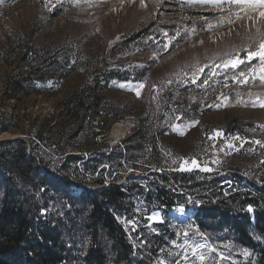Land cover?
<instances>
[{
  "label": "rangeland",
  "instance_id": "374dc122",
  "mask_svg": "<svg viewBox=\"0 0 264 264\" xmlns=\"http://www.w3.org/2000/svg\"><path fill=\"white\" fill-rule=\"evenodd\" d=\"M207 13L209 17H205ZM195 23L208 27L168 53V46L177 44L175 29L169 27ZM209 25L213 28L208 29ZM32 26L38 29L30 40L34 49L42 52L60 47L57 49L61 55L69 50L73 58H77L76 64H84L89 56L107 52L122 37L141 34L152 26L143 34H148L147 39L130 44L133 51L115 54V58H121L118 67L127 68L129 64L144 67L152 80L173 77L171 74L176 72L180 74L176 81L183 84L196 80V76L199 78L205 62L216 61L227 51L245 44L259 35L258 29L264 32V20L250 21L242 17L229 23L227 4L219 8L201 0H143V3L141 0H0V141L19 138L36 143V134L40 132L43 142L37 147L52 156L48 159L54 163L50 165L52 170L57 173L59 168L74 184L90 189L98 186L90 183L93 177L86 175L82 164L60 159L62 156L52 152L66 148L65 155L78 154L84 160L92 156L95 160L94 156L105 144L109 147L121 144L134 130L148 90L140 82L111 83L105 92L107 98L121 99L134 114L123 115L109 127L100 126L101 118L91 119L76 134L68 128L67 117H61L60 112L69 94L84 81L82 69L77 68L69 75L67 69L48 68L46 73L37 72L14 96L15 89L10 82L30 73L21 47ZM143 58L151 60L153 65H145ZM229 59L213 67L207 65L218 78L213 91L189 87L185 92L173 94L176 117L166 118L162 124L165 129L143 144L146 151L142 157L148 164L153 163L155 148L161 166L186 174L181 181L184 183L190 178L212 179L231 172L257 181L258 175L264 173V107L261 106L264 73L259 70L257 57L248 73L235 77L229 72L235 68L225 67ZM199 64L203 65L196 68ZM189 69H193L190 75ZM183 112L189 116L187 119L179 118V113ZM111 116L109 109L103 114L105 120ZM100 127L102 135L96 132ZM193 160L197 166H193ZM96 167L97 171L101 168ZM202 168L211 171H202ZM106 171L104 168L100 174L103 180L109 181L104 177ZM129 172L139 178L142 176L138 169ZM129 172L125 176H129ZM73 193L78 192L73 190ZM135 202L137 214L144 216L138 215L137 225L145 226L152 235L167 236V245L160 250L156 261L158 264H226L228 258L193 227L189 219L191 210L181 212L177 208L164 216L159 211L144 210L141 200ZM154 212L160 213L161 221L149 219ZM158 225H162L163 230ZM86 244L84 240L78 248ZM219 246L225 248L226 245L219 243ZM193 248L197 249L195 254Z\"/></svg>",
  "mask_w": 264,
  "mask_h": 264
},
{
  "label": "trees",
  "instance_id": "16d2710c",
  "mask_svg": "<svg viewBox=\"0 0 264 264\" xmlns=\"http://www.w3.org/2000/svg\"><path fill=\"white\" fill-rule=\"evenodd\" d=\"M151 27L141 34L122 37L107 52L89 56L84 64H76L77 58L69 50L61 55L60 47L38 52L30 43L38 29L32 26L27 32L21 48L30 73L10 82L14 96L37 72L67 69L69 75L77 68L82 69L84 81L69 94L60 112L76 134L91 119L101 118L100 126L109 127L123 115L134 114L121 99L107 98L105 92L111 83L140 82L148 92L134 130L121 144L113 147L105 144L94 156L95 160L92 156L84 160L78 154L65 155L66 148L52 152L62 156L60 159L82 164L86 175L93 177L90 183L98 186L95 189L74 184L59 168L57 173L52 170L50 165L54 163L48 161L52 156L37 147L43 142L40 132L36 134V143L19 138L0 141V264H158L167 236L152 235L145 226L137 225L138 215L143 214H137L136 200H141L144 210L159 211L164 216L180 207L191 210L189 219L193 227L228 258L226 264H264V173L258 175L257 181L231 172L212 179L190 178L184 183L181 181L186 174L161 166L155 148L152 164L142 157L146 151L143 144L165 129L162 124L166 118L176 117L173 94L185 92L189 87L213 91L218 78L207 65L213 67L237 54L244 63L229 72L235 77L248 73L255 62L246 59V49L254 51L260 37L234 47L216 61L205 62L200 77L183 84L176 81L180 75L176 72L171 74L173 77L152 80L144 67L134 64L118 67L121 58H115V54L133 51L130 44L147 39L148 34H143ZM205 27L208 26L202 23L169 27L175 29L177 44H170L167 52L186 38L205 31ZM142 62L153 65L148 58ZM227 80L230 82V77ZM107 109L112 115L109 120L103 117ZM185 114L179 113V118L187 119L189 116ZM101 128L96 131L99 135L104 134ZM96 165L101 166L99 171ZM104 168H107L104 177L109 181L100 174ZM132 169L141 171L142 176L131 174ZM128 172L130 175L125 176ZM161 226L158 225L163 230ZM84 240L86 246L78 248ZM219 243L225 244V248Z\"/></svg>",
  "mask_w": 264,
  "mask_h": 264
},
{
  "label": "snow or ice",
  "instance_id": "6c2138e0",
  "mask_svg": "<svg viewBox=\"0 0 264 264\" xmlns=\"http://www.w3.org/2000/svg\"><path fill=\"white\" fill-rule=\"evenodd\" d=\"M143 3V0H141ZM202 3L205 4H212L214 7L224 8V5L227 4V12H228V22L231 23L233 19H241L247 18L248 20L252 21L255 19L264 20V0H201ZM213 26L209 25V29H211ZM258 34L260 37L259 47L258 50L253 51L251 49H246L247 56L246 59L251 62L254 58H259L260 60V72L264 73V32H260L258 29ZM244 63V60L240 59L239 54L235 58L229 59L225 67L231 66L232 68H237L239 64ZM202 71V69H201ZM244 73H241V76H243ZM261 80H264V76H261ZM121 87H124V85H120ZM138 87H142V85H138ZM139 95V93H137ZM261 106L264 107V102H261ZM217 135H219V132H217ZM193 166L196 165V161H192ZM191 170V169H187ZM202 171H211V169L208 168H202ZM179 211L183 212V207H180L178 209ZM251 210V209H250ZM150 220H157L161 221L160 213L154 212L150 217ZM187 235V233H185ZM197 251L196 248L192 249L193 254H195ZM247 255V253H245ZM201 262L204 261V256H200ZM163 264V262H161Z\"/></svg>",
  "mask_w": 264,
  "mask_h": 264
},
{
  "label": "bare ground",
  "instance_id": "6f19581e",
  "mask_svg": "<svg viewBox=\"0 0 264 264\" xmlns=\"http://www.w3.org/2000/svg\"><path fill=\"white\" fill-rule=\"evenodd\" d=\"M119 125H116L115 127H118Z\"/></svg>",
  "mask_w": 264,
  "mask_h": 264
}]
</instances>
